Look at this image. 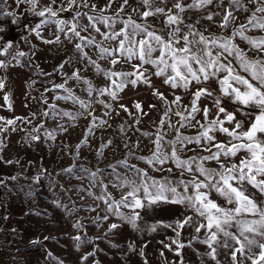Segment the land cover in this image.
Instances as JSON below:
<instances>
[{
    "label": "rangeland",
    "instance_id": "1",
    "mask_svg": "<svg viewBox=\"0 0 264 264\" xmlns=\"http://www.w3.org/2000/svg\"><path fill=\"white\" fill-rule=\"evenodd\" d=\"M85 2L87 7L84 6ZM175 2L176 0H152L150 9L140 0H128L127 4L124 0H76V5L70 11H60L57 17H37L27 11L28 4L0 0L4 10L20 16L17 17V23H12L11 16H0V28L5 29L0 32V46L6 42L13 45L8 54L0 55V61L7 64L6 68H0V80L5 83L4 89L0 90V116L6 119L23 118L17 119L15 130L9 127L3 134L7 146L0 152V264H145V261L147 264H181V261L183 264H216L209 256L210 249L207 245L199 242L207 238L206 230L195 232L197 224L206 221L186 205L161 204L151 209H137L141 219L138 221V228L133 229L108 212L107 205L98 197H110L109 203L113 200L120 201L122 195L130 190L129 187H120L122 182L139 185L143 180L150 183L149 178L170 183L183 192V185L179 181H191L193 176L204 180L197 167L203 157L211 155V152L204 150L211 145L206 140H202L200 145H176L177 155L182 160L195 158L191 173L177 168L172 160L162 166L163 170H157L161 168L160 165H149L144 159H140L153 156V141L157 134L164 137L162 151L170 154L172 147L168 142L175 140L177 128L183 136L196 137L202 131L200 124L207 126L217 115L221 120L224 119V114L218 113L215 107L216 99L221 100L220 106L227 112L235 114L236 121L242 122L241 131L249 127L257 109L233 103L231 96H225L221 92L219 80L224 78L223 72L201 84L193 81L186 91L183 87L172 88L166 84L165 77L156 76V68L151 64L140 67V71L149 78L151 86L140 81L135 86L127 83L123 90L113 89L118 93L117 100L107 94L101 96L98 89L111 86V81L105 76L106 72H133V65H140L141 62L135 57L128 61L117 53L120 62L113 66L112 57L101 58L100 50L95 45L84 48L87 53L85 57L76 49V44L80 41L69 33L70 25L65 26L64 32H59L60 26L57 23L59 20L72 22L73 17L79 13L75 21L80 26L77 31L86 38L94 39L100 47L111 50L117 47L118 40L105 39V35L120 31L129 19L165 39H170L176 25L164 27L160 23L162 14L149 16L147 19L141 14L157 7L164 8L166 12L172 11ZM194 3L195 0H182L185 11L180 14L183 18L196 19L201 28L198 30L191 25H179L181 37L190 30L206 37H230L235 28L242 23L247 24L256 8L251 0H241L249 9L248 12L237 10L230 5L229 0H223V4L220 0H213L207 6L191 7ZM49 4L51 0H39L37 10ZM61 4L67 8L68 0H56L52 7L56 10ZM121 7L123 11L120 10ZM230 7L236 19L227 28H222L220 25L225 10ZM209 15L213 17L212 20L206 19ZM256 15L260 17L264 14ZM88 16L105 17L112 27L97 22L96 27L100 32H96L89 26ZM37 24L41 25V37L35 35ZM85 26L88 27L87 31L83 30ZM128 31H132L131 26ZM245 34L257 40L264 37V31L255 28L246 30ZM57 35L60 38L58 43L43 42L55 41ZM17 38L24 45H17ZM142 38H145L143 34L135 37L136 40ZM189 39L196 41L199 36H190ZM235 43L250 59H264V53L250 51V45L239 37H236ZM182 44L183 41L177 47ZM194 47L198 49L202 46ZM22 49L25 55L13 59ZM159 55V51L153 52L152 58ZM228 61L242 75L248 76L240 69L239 62L234 57H228L223 62ZM96 64L100 66V71H97ZM77 72L81 77L79 80L74 78V73ZM113 79L119 82V78ZM124 79L131 80L135 77ZM86 81L93 87L91 95ZM61 84L64 88L57 87ZM199 88H207L213 95L200 98L197 106L201 111L195 114V119L185 122L189 126L181 128L178 123L180 117L175 112H185V108L190 111L193 93ZM65 89L78 100H83L88 105L87 109L81 108L72 99H57L69 95V91ZM155 91L162 93L166 99L160 100L153 95ZM6 94L9 96L11 110L4 100ZM176 96L181 97L179 106L171 103ZM136 103L141 105L142 111H137ZM105 104L110 107L106 108ZM169 106L171 111L165 116ZM206 107L210 110L207 120L202 111ZM64 113H70L75 119ZM93 117L96 118L95 127L92 125ZM162 119L165 120L163 126L160 124ZM102 121L106 123H101ZM169 121L172 127L168 126ZM234 123L235 121L226 122L224 127L231 129ZM36 128H39L38 133L33 131ZM89 128L92 129V134H89ZM49 133L54 139L49 137ZM33 135L39 136V139L32 141L30 137ZM210 135L215 136L213 143L228 144L230 139L219 131ZM85 139L87 143H84ZM78 145L80 147L77 151ZM212 151L216 149L212 148ZM245 155L246 153L239 152L232 158L221 156V161L231 167L232 163L239 165ZM122 161H126L128 166L125 167ZM203 166L209 171H223L215 160H205ZM169 168L172 169L171 172L167 171ZM67 169L71 171H66ZM136 169L147 172V177L137 174ZM92 173H96V176L93 177ZM37 176L39 181L35 179ZM104 185H107L106 192ZM244 188L246 194L264 207V195L246 182ZM187 194H194L191 187ZM209 197L222 207H234L228 205L214 189ZM119 211L125 215L131 214L127 208L122 207ZM188 216L192 217L190 225L179 230V239L185 247L179 250L178 256L176 245L172 244L177 239L173 228L177 220L182 221ZM104 217L107 219H103ZM113 223L119 227L109 231ZM165 224L173 227H164ZM76 225L80 227L77 228ZM152 226L156 227L155 231L150 230ZM77 236L80 237L79 241L74 239ZM195 237H199V240ZM130 244L132 248L129 247ZM165 244L171 245L172 250L166 248ZM189 244L191 247H188ZM254 251L258 252L259 249ZM85 256L88 257L87 260L83 259ZM216 257L220 264H231L229 249L217 247ZM237 257L239 260V254Z\"/></svg>",
    "mask_w": 264,
    "mask_h": 264
},
{
    "label": "snow or ice",
    "instance_id": "2",
    "mask_svg": "<svg viewBox=\"0 0 264 264\" xmlns=\"http://www.w3.org/2000/svg\"><path fill=\"white\" fill-rule=\"evenodd\" d=\"M6 2V0H5ZM17 4H28L29 8L27 11L31 12L37 17H57L60 11H70L73 6L76 5V0H68L67 8L63 4L54 10L52 5L56 4V0H51V4L43 7L41 10H37L39 0H15ZM128 0H124L127 4ZM140 2L151 9L152 0H140ZM166 2V0H165ZM213 0H195V3L191 7L207 6L211 4ZM253 4L256 5L255 11L248 18L247 24H241L238 28L233 30L230 37H206L202 33L192 32L191 30L183 35L179 36L180 28L179 25L183 23L181 16L178 13H183L185 7L182 4V0H176L173 7L178 10L177 14H173L171 10L165 11L164 8L157 7L154 10H149L143 12L141 15L143 18L147 19L149 16H154L156 14H162L167 17L166 23L168 25H176L173 29L172 37L170 39H165L162 36L156 34L153 31H149L148 28L136 24L134 21L129 19L125 24V27L118 32L111 33L110 35H105V39L118 40L117 47L114 49H107L100 47L96 44L94 39L86 38L81 35L77 28L80 27L75 21L79 17L77 13L76 17H73V21L59 20V32L65 31V26L70 25L69 33L79 38V43L76 44V49L80 51L85 57L87 53L84 52V48L87 46L95 45L100 50L101 58L106 56L112 57L111 63L113 66L118 64L120 60L117 58V53L119 56L124 57L126 60L131 61L134 57L138 59L141 64L133 65V72H114L109 71L105 73V76L111 81V86H106L104 88L98 89L101 96L107 94L113 100L118 99V93L116 90H123L127 83L135 86L138 81L151 86L150 80L145 76L144 72L140 71V67L146 64H151L156 68V76H164V82L169 84L172 88L183 87L186 91L189 85L195 81L197 84L207 82L210 78L218 77L219 72L225 73L224 78L219 80L220 90L225 96H231L233 103H239L244 108H255L257 112L254 114V118L250 121L249 127L246 130L241 131L243 124L241 121H236L235 114L229 113L224 107H221V100L216 99L214 104L218 110V113L224 114V119L221 120L219 115L210 121L207 126L200 124L202 131L196 137H187L180 134L179 128L176 129L177 135L175 140L169 141L172 150L170 154H166L162 151L163 145L162 140L164 137L157 134L156 139L153 141L155 145L153 150V156L151 158L141 157L149 165H160L161 168L157 170H163L162 166L172 160L175 162L177 168H181L184 171L191 173L193 171L192 164L195 158L189 160H182L177 155V144L182 146H187L188 144L200 145L202 140H206L210 147H205V151L211 152L210 156H205L201 160V164L197 167V171L200 176L204 177V180H199L198 177L193 176L191 181H179L178 183L183 185V192L178 191L176 186H172L170 183L164 181H158L155 179L143 180L139 185L129 184V182H122L120 187H129L130 190L122 195L120 201H111L109 203L110 197L101 196L98 199H102L107 205V211L116 215L120 220L131 225L133 229L138 228V221L141 219L139 210L151 209L153 207H159L161 204H181L193 209L200 217L203 218L205 223H198L195 232L200 233L202 229L206 230L207 238L204 240H199V237L195 239L199 240L200 243L206 244L210 249L209 256L212 260L216 261V264H220L217 260L216 253L217 247H223L230 250L231 264H246L250 261L251 264H264V207L259 205L256 200L246 194L244 188L245 182L256 189L261 195H264V59H250L247 53L235 43L236 37L241 40L246 41L250 45V51H256L264 53V37L259 40L250 38L245 34L246 30L252 28L264 31V15L258 17L256 13L264 14V0H251ZM223 4V0H220ZM230 5L234 6L237 10H243L248 12L249 9L241 3V0H229ZM87 7V3L84 4ZM95 7V6H93ZM123 11V7L120 9ZM0 16L13 17L12 23H17L18 18L15 13L8 12L3 9L0 5ZM206 19L212 20L211 15L207 16ZM236 17L232 8L225 10V15L222 18V23L220 27L227 28L230 23L235 21ZM91 26L96 32H100V29L96 27V23H103L112 27L108 24V19L105 17L94 18L88 16ZM47 23V21H45ZM131 26L132 31H128V27ZM41 25L37 24L35 27V35L41 37L40 33ZM84 31L88 30V27L83 28ZM4 29L0 28V32ZM144 35L145 38L136 40L135 37ZM102 35H104L102 33ZM190 36H199V39L193 41L189 39ZM59 35H57L55 41L45 40L44 43H58ZM182 46L177 47V45ZM196 46H202L197 49ZM13 48L12 43L6 42L0 46V55L8 54L9 50ZM217 49L219 51H217ZM159 51L160 55L155 59L152 58L153 52ZM226 54V55H225ZM25 54L23 52H17L13 59L22 57ZM228 57H234L235 60L239 62V67L248 76L242 75L235 67L232 66L231 61L224 63ZM95 64V61H91ZM198 66V67H194ZM7 64L0 61V68H6ZM61 68L63 65L60 66ZM97 71H100V66L96 64ZM135 77V79L125 80V77ZM114 77L119 78L113 79ZM250 77V78H249ZM74 78L79 80L81 77L78 72L74 73ZM88 92L91 95L93 87L90 82ZM5 83L0 80V90H3ZM58 88H64V85H57ZM116 89V90H113ZM65 91H69L65 89ZM153 95L157 96L160 100H165L164 95L158 91H155ZM213 93L207 88H199L193 93V99L190 101L191 108H185V112L176 111L175 115L180 117L178 121L180 127L189 126L186 121L195 119V114L200 112L201 109L198 108V101L202 96H212ZM72 99L74 103H79L81 108L87 109L88 105L85 104L83 100H78V98L72 96L69 91V95L66 97H57V99ZM4 100L8 105V109L11 110V103L9 102V96L6 94ZM181 97L176 96L175 100L171 103H175L177 106L180 105ZM100 103H104L100 101ZM106 108L109 105H104ZM125 112L128 109L121 105ZM154 107V106H153ZM137 111H142V107L139 103L135 104ZM242 110V109H240ZM168 111H171V107L166 110L165 116L168 115ZM204 118L207 120L209 115V109L206 107L203 110ZM107 114V113H106ZM131 114V113H129ZM65 116H69L71 119H75L70 113H64ZM91 115V113H89ZM17 119H6L0 116V152H3L4 148L7 146L4 142L3 134L6 133L9 127L15 130V125ZM96 118L93 117L92 125L96 126ZM235 121L233 127L229 129L224 127V124L232 123ZM139 123V120L136 121ZM101 123H106L102 121ZM165 120H161L160 124L163 126ZM200 123L199 121L197 122ZM169 127H172L169 121ZM33 131L39 132V128ZM214 131H219L224 133L229 137L228 144L224 143H213L215 140L214 135L210 133ZM89 134H92V129L89 128ZM50 138L52 134H48ZM143 135H148V133H143ZM32 141L39 139V136L33 135L30 137ZM84 143H87L85 139ZM109 143H111L109 141ZM79 145L77 146V151L79 150ZM215 148L216 151H212ZM239 152H244L246 155L240 160L239 165L232 163L231 167H227L223 161H221V156L225 158L235 157ZM205 160H215L223 171H209L203 166V161ZM10 163V161H9ZM125 167H127V162H121ZM66 171H71L67 169ZM167 171L171 172L172 169L169 168ZM137 174L147 177V172L142 169H136ZM95 177L96 173H92ZM15 179V177H13ZM39 181V176L35 178ZM215 181V183H213ZM235 185L238 186H234ZM189 187L192 188V195H188ZM105 192L107 191V185H104ZM215 190L220 196H222L228 205H234L232 208H225L217 204L215 201L211 200L209 193ZM203 190V191H202ZM142 193V195H141ZM130 209L131 214L125 215L119 211L120 208ZM95 211V209H92ZM103 219H107L104 217ZM192 217H185L182 221L177 220L175 222V227L173 230L176 232L177 239L172 241V244L176 245V255H180V249H183L185 245L180 241V231L185 225H190ZM77 228L80 225H76ZM119 225L113 223L109 227V231L115 230ZM164 227L172 228L173 225L165 224ZM235 229V231H232ZM151 231H155L156 227L152 226ZM259 237L260 239H257ZM74 239L80 240L77 236ZM33 243H36L33 241ZM130 248L133 246L130 244ZM165 247L170 251L172 250L171 245L165 244ZM191 247V244L188 245ZM254 249H259L258 252ZM237 254H239L240 259L238 260ZM94 255V253L92 254ZM141 255L143 252L141 251ZM163 256V252H161ZM87 260L88 257H83ZM145 264L147 262L145 261ZM183 264V261H181Z\"/></svg>",
    "mask_w": 264,
    "mask_h": 264
},
{
    "label": "water",
    "instance_id": "3",
    "mask_svg": "<svg viewBox=\"0 0 264 264\" xmlns=\"http://www.w3.org/2000/svg\"><path fill=\"white\" fill-rule=\"evenodd\" d=\"M173 14H177L178 13V10L177 9H173L171 11ZM180 16L181 14L178 13ZM182 20H183V23H181L180 25H184V26H187V25H191V26H194L196 29L200 30L201 28V25L198 23V21L196 19H193V18H183V16H181ZM166 20H167V17L166 16H161L160 17V23L164 26V27H168L169 25L166 23ZM173 26V25H171Z\"/></svg>",
    "mask_w": 264,
    "mask_h": 264
},
{
    "label": "trees",
    "instance_id": "4",
    "mask_svg": "<svg viewBox=\"0 0 264 264\" xmlns=\"http://www.w3.org/2000/svg\"><path fill=\"white\" fill-rule=\"evenodd\" d=\"M16 17H18V18H19V17H20V16H19V14H16ZM4 31H5V29H4ZM15 42H16V44H17V43H18V44L20 43V44H21V46H22V44H23V42H22L21 40H19L18 38L16 39V41H15ZM18 44H17V45H18ZM23 45H24V44H23ZM21 52H24V50L22 49V50H21Z\"/></svg>",
    "mask_w": 264,
    "mask_h": 264
}]
</instances>
